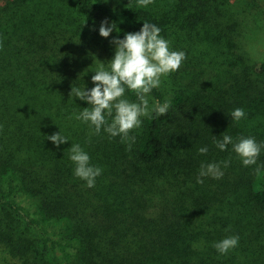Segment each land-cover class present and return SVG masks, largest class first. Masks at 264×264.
<instances>
[{
  "label": "trees",
  "instance_id": "obj_1",
  "mask_svg": "<svg viewBox=\"0 0 264 264\" xmlns=\"http://www.w3.org/2000/svg\"><path fill=\"white\" fill-rule=\"evenodd\" d=\"M259 17L264 0H0V246L18 264H264V148L244 166L212 136L264 143V53L235 38ZM105 20L120 31L101 37ZM145 21L186 59L150 93V107L171 102L167 114L141 117L128 151L76 119L91 105L69 93L94 87L110 41ZM58 131L59 147L46 139ZM74 143L102 168L93 188L74 175ZM225 160L222 178L197 183L202 162ZM232 235L238 246L221 255L214 243Z\"/></svg>",
  "mask_w": 264,
  "mask_h": 264
},
{
  "label": "clouds",
  "instance_id": "obj_2",
  "mask_svg": "<svg viewBox=\"0 0 264 264\" xmlns=\"http://www.w3.org/2000/svg\"><path fill=\"white\" fill-rule=\"evenodd\" d=\"M153 0H137V7H147ZM86 22V21H85ZM85 24V23H84ZM119 32L116 22L102 21L99 27V35L107 38L113 32ZM161 29L149 22H143V26L137 32L125 33L123 39L113 38L110 43L115 45L114 55L107 61V66L99 60L98 68L92 75L94 84L86 91L85 86L71 87L69 95L86 101L91 107L80 110L76 119L89 123L94 129V134H99L101 129L110 137L121 138V142L127 144L130 151L135 143V136L130 135L134 129H139L142 124L141 117L150 116L152 112L157 115L167 114L171 102L155 101L150 107V93L159 88L162 78L179 70L186 59V53L173 50L171 42L160 35ZM2 47V42H0ZM126 90L135 93L136 101L126 98ZM233 121H240L246 117L244 108H235L231 113ZM3 126L0 125V130ZM213 136V143L225 151L228 145L240 157L244 166L255 165L264 148V143H258L253 136H239L235 139L222 134V139L217 140ZM55 146L69 141L68 137L59 131L46 136ZM69 159L74 164V175L86 182L88 188L95 186L96 178L102 174V168L91 163L90 155L80 144H71L68 148ZM199 154H207L208 148L198 149ZM230 161L201 163L197 183H203L202 177L211 176L220 179L223 176L221 165L229 166ZM239 236L232 235L214 243L213 247L221 254L226 255L230 250L238 246Z\"/></svg>",
  "mask_w": 264,
  "mask_h": 264
},
{
  "label": "rangeland",
  "instance_id": "obj_3",
  "mask_svg": "<svg viewBox=\"0 0 264 264\" xmlns=\"http://www.w3.org/2000/svg\"><path fill=\"white\" fill-rule=\"evenodd\" d=\"M236 40L239 41L242 49L246 54L251 56L253 59H258L263 56L264 53V22L259 17L257 23L251 22L249 20L248 24L245 22L241 25V32L235 36ZM107 61L111 60V57H107ZM102 62V59H101ZM204 66H208L209 64H203ZM208 73H204L203 77H200L199 80L196 81L197 85H207ZM169 78H162L163 86H166L165 83ZM170 80V79H169ZM171 81V80H170ZM182 81L184 79L182 78ZM206 82L204 84L203 82ZM209 85V83H208ZM169 85H167L168 87ZM0 264H18L17 259L12 257L6 248L0 246Z\"/></svg>",
  "mask_w": 264,
  "mask_h": 264
}]
</instances>
